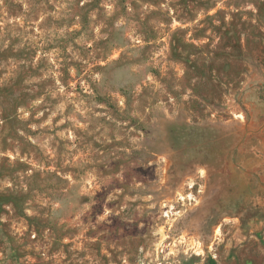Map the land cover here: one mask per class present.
I'll return each mask as SVG.
<instances>
[{"label": "rangeland", "instance_id": "rangeland-1", "mask_svg": "<svg viewBox=\"0 0 264 264\" xmlns=\"http://www.w3.org/2000/svg\"><path fill=\"white\" fill-rule=\"evenodd\" d=\"M0 264H264V0H0Z\"/></svg>", "mask_w": 264, "mask_h": 264}]
</instances>
